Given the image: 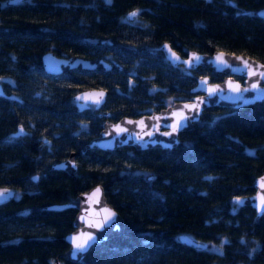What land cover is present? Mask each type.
Returning <instances> with one entry per match:
<instances>
[{
    "label": "trees",
    "instance_id": "1",
    "mask_svg": "<svg viewBox=\"0 0 264 264\" xmlns=\"http://www.w3.org/2000/svg\"><path fill=\"white\" fill-rule=\"evenodd\" d=\"M132 8L138 15L126 17ZM162 41L181 55L222 48L264 62V0H0V187L14 190L0 200V264H264V210L232 199L264 170L263 100L206 106L171 147L77 151L105 118L189 97L200 73L223 76L171 63ZM45 50L111 66L47 73ZM87 86H103L105 98L78 109L72 95ZM18 124L23 133L11 134ZM72 149V172L51 167ZM96 182L123 229L65 259L75 208L46 204ZM179 232L208 244L183 243Z\"/></svg>",
    "mask_w": 264,
    "mask_h": 264
},
{
    "label": "water",
    "instance_id": "2",
    "mask_svg": "<svg viewBox=\"0 0 264 264\" xmlns=\"http://www.w3.org/2000/svg\"><path fill=\"white\" fill-rule=\"evenodd\" d=\"M5 2L11 3V0H5ZM133 11H136V9L132 8L128 10L125 16L130 18L129 14ZM160 47L165 57L173 64L181 63L187 68L203 64L210 66L213 70L222 71L224 74L218 80H211L209 76L204 73L198 74L195 83L191 87L194 93L186 98L174 99L157 110L143 112L135 116L122 114L115 119L105 118L101 122L98 131L77 149L78 152H82L85 148L89 147L109 149L120 144H129L137 148L148 146L171 147L178 141V132L189 128L192 121L198 118L202 109L206 106L219 105L238 107L255 100L264 101V77H261L259 74L256 76H249L248 69L244 67L242 60L237 59L239 57L248 61L255 70L257 66L264 65V62L255 56L242 51H232L222 48H215L211 51H201L190 48L181 55L174 50L167 41H162ZM169 49L171 51H169ZM173 53L175 57L172 56ZM220 54H223V59L227 62V65L219 63L216 60V57ZM193 56L199 57V59L192 60L190 64L185 63ZM40 59L42 67L47 73H58L72 67L109 68L111 66V62L102 56L87 57L76 54L59 55L55 54L52 50L43 51ZM258 71L264 72V68H260ZM234 74H239L241 79L236 78ZM202 81H207V83L202 84ZM254 83L258 84L257 90L251 89V85ZM237 85H239L241 89L248 88L249 91L234 92L232 89ZM217 86L218 90L215 94L209 96L208 89L217 88ZM101 92L104 94L102 99L103 102L106 93L103 86H87L80 88L73 93L72 98L78 109L86 107L90 103L93 104L94 107H99L102 102L97 104L94 101L99 98L98 94ZM0 93H4L1 86V77ZM9 95L14 96V94ZM77 97H81V99H77ZM199 101L203 102L199 103L198 109L190 110L185 107V105H192ZM104 114H107V110L104 111ZM181 115L187 117V119L183 121L184 126L173 132L170 125L176 120H179ZM129 121L132 123H129ZM141 121L143 123H139ZM117 125L119 128L126 129V131H120L119 128L116 127ZM21 128H23V126L18 124L11 134H20ZM149 132H151V135H147ZM165 133H171V135H165ZM138 137H142V139H138ZM75 154L76 150H70L65 157L51 162V167L62 168L68 172H72L76 167ZM32 177H36V173L32 174ZM253 186L254 190L249 194L233 195L232 199L238 203H247L251 205L254 208L255 214L259 215L264 210V170L255 175L253 178ZM97 189H99V191H96ZM5 190H7V192L3 197H0V200L11 196L14 192L13 188L0 187V193H3ZM46 206L50 208L73 206L75 208V212L71 219L72 228L64 234V240L67 246L61 251V256L65 259H79L91 247H88L83 252L77 251L73 247L72 237L82 233H91L94 235L96 242L120 233L124 226L122 216L106 200L103 187L99 182L93 183L78 191L71 198L63 201L51 202L46 204ZM109 212L115 213L111 223L105 225L103 228H98L97 225L109 214ZM176 238L183 243L195 246H207L208 244L206 241L197 239L186 232H179ZM50 264L59 263L55 259Z\"/></svg>",
    "mask_w": 264,
    "mask_h": 264
},
{
    "label": "snow or ice",
    "instance_id": "3",
    "mask_svg": "<svg viewBox=\"0 0 264 264\" xmlns=\"http://www.w3.org/2000/svg\"><path fill=\"white\" fill-rule=\"evenodd\" d=\"M12 3H18L19 0H11ZM138 12L139 10H136V11H133L132 13L129 14L130 17H135L138 15ZM167 47V46H165ZM169 51H171L169 49ZM173 57H175V54L173 53L172 54ZM199 57H196V56H193L189 61H186L185 63H191L192 60H198ZM237 59H241L242 60V63L244 64V67L248 69V72H249V76H256V75H260L261 77H264V72H259L258 70L260 68H264V65H259L257 66V69H253L252 65H250L248 63V61L246 60H243L242 58H237ZM216 60L219 62V63H222V64H225L227 65V62L223 59V54H220L216 57ZM202 84H205L207 83V81H202L201 82ZM251 89L252 90H257L258 89V84L254 83L251 85ZM218 90V86L217 88H209L208 89V94L209 96L215 94V92ZM234 92H237L239 93L240 91H249L248 88H245V89H241L239 87V85H237L235 88L232 89ZM103 92L99 93L98 96L99 98L96 99L94 102L99 104L102 102V99H103ZM77 99H81V97H77ZM203 101H199V102H195L193 103L192 105H185L186 108H189L190 110L191 109H198L199 108V103H202ZM187 117L186 116H183L181 115L180 119L179 120H176L172 125H170V127L172 128V131L175 132L178 130V128L180 127H183V121L186 120ZM129 123H132L131 121H129ZM139 123H143L142 121L139 122ZM117 128H119V126L117 125L116 126ZM120 131H126V129H123V128H119ZM20 132L23 133V128L20 129ZM147 135H151V132L147 133ZM165 135H171V133H165ZM138 139H142V137H138ZM33 179H36V177H34ZM96 191H99V189H97ZM7 192V190H5L3 193H0V197H3L5 195V193ZM115 216V213H112V212H109V214L104 217L100 223L97 225L98 228H103L105 225H108L111 223L112 219L114 218ZM83 237V238H81ZM72 240H73V247L77 250V251H80V252H83L85 251L88 247L91 246L92 243L95 242V237L93 234L91 233H82L78 236H74L72 237Z\"/></svg>",
    "mask_w": 264,
    "mask_h": 264
},
{
    "label": "flooded vegetation",
    "instance_id": "4",
    "mask_svg": "<svg viewBox=\"0 0 264 264\" xmlns=\"http://www.w3.org/2000/svg\"><path fill=\"white\" fill-rule=\"evenodd\" d=\"M88 106H92V107H94L93 104H91V103H90ZM88 106H86V107H88ZM94 108H98V107H94Z\"/></svg>",
    "mask_w": 264,
    "mask_h": 264
}]
</instances>
